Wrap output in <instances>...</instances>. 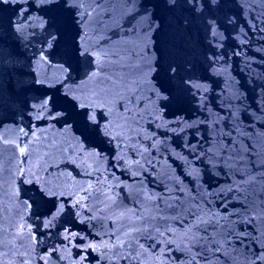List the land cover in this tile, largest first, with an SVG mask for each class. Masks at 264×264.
Returning <instances> with one entry per match:
<instances>
[{"label": "water", "instance_id": "95a60500", "mask_svg": "<svg viewBox=\"0 0 264 264\" xmlns=\"http://www.w3.org/2000/svg\"><path fill=\"white\" fill-rule=\"evenodd\" d=\"M200 7L0 3V264H264V0Z\"/></svg>", "mask_w": 264, "mask_h": 264}, {"label": "snow or ice", "instance_id": "6c2138e0", "mask_svg": "<svg viewBox=\"0 0 264 264\" xmlns=\"http://www.w3.org/2000/svg\"><path fill=\"white\" fill-rule=\"evenodd\" d=\"M9 0H0V3H7ZM67 2V0H65ZM168 4L173 5L176 3V0H167ZM185 3L187 5L195 6L197 3L201 4L200 8H197V11H201L203 8H210L212 5L216 4V0H185ZM166 71L171 72L172 74H175L177 71L175 68H169L166 69ZM47 103V101H45Z\"/></svg>", "mask_w": 264, "mask_h": 264}]
</instances>
